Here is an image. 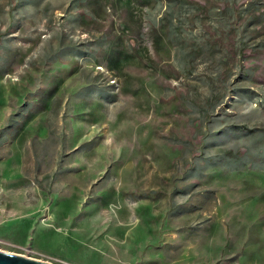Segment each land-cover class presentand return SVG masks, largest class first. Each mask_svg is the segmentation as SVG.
Segmentation results:
<instances>
[{
  "label": "rangeland",
  "instance_id": "1",
  "mask_svg": "<svg viewBox=\"0 0 264 264\" xmlns=\"http://www.w3.org/2000/svg\"><path fill=\"white\" fill-rule=\"evenodd\" d=\"M0 250L264 264V0H0Z\"/></svg>",
  "mask_w": 264,
  "mask_h": 264
},
{
  "label": "water",
  "instance_id": "2",
  "mask_svg": "<svg viewBox=\"0 0 264 264\" xmlns=\"http://www.w3.org/2000/svg\"><path fill=\"white\" fill-rule=\"evenodd\" d=\"M0 264H51L21 254L9 253L0 250Z\"/></svg>",
  "mask_w": 264,
  "mask_h": 264
}]
</instances>
